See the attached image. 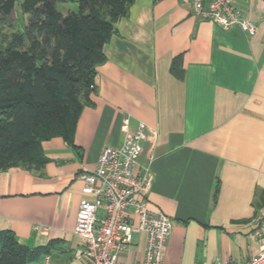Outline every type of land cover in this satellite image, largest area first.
Returning <instances> with one entry per match:
<instances>
[{
    "label": "crops",
    "instance_id": "obj_1",
    "mask_svg": "<svg viewBox=\"0 0 264 264\" xmlns=\"http://www.w3.org/2000/svg\"><path fill=\"white\" fill-rule=\"evenodd\" d=\"M255 23L253 34L194 15L181 0H134L114 23L96 65L90 102L71 140L41 143L43 165L0 171V230L58 264L74 259L78 178L105 146L123 141L121 123L143 122L138 174L152 179L149 204L171 221L163 264L244 262L256 253L251 236L264 216V0H231ZM176 62L178 69L172 70ZM101 212L98 211V215ZM134 233L118 255L142 258Z\"/></svg>",
    "mask_w": 264,
    "mask_h": 264
},
{
    "label": "trees",
    "instance_id": "obj_2",
    "mask_svg": "<svg viewBox=\"0 0 264 264\" xmlns=\"http://www.w3.org/2000/svg\"><path fill=\"white\" fill-rule=\"evenodd\" d=\"M133 1L0 0V171L38 169L42 141L72 139L104 44ZM67 2L76 10L64 11ZM46 250L0 230V264H28Z\"/></svg>",
    "mask_w": 264,
    "mask_h": 264
},
{
    "label": "built area",
    "instance_id": "obj_3",
    "mask_svg": "<svg viewBox=\"0 0 264 264\" xmlns=\"http://www.w3.org/2000/svg\"><path fill=\"white\" fill-rule=\"evenodd\" d=\"M181 1L191 7L195 16L211 19L223 28L239 26L250 35L255 31V23L244 17L231 0ZM121 131L122 143L102 148L93 169L78 174L90 196L82 197L78 203L74 234L81 245L73 257L85 264H163L162 252L172 223L148 202L152 179L148 169L138 174L142 142L150 132L143 122L130 128L128 117L123 118ZM257 219L258 226L251 234L257 243L256 253L244 262L216 260L212 264H264V216ZM134 233L143 235L142 258L121 263L119 252ZM42 264L58 263L46 256Z\"/></svg>",
    "mask_w": 264,
    "mask_h": 264
},
{
    "label": "rangeland",
    "instance_id": "obj_4",
    "mask_svg": "<svg viewBox=\"0 0 264 264\" xmlns=\"http://www.w3.org/2000/svg\"><path fill=\"white\" fill-rule=\"evenodd\" d=\"M66 8L71 10H76L77 6L75 2H67V4H65V7H63V10L65 11Z\"/></svg>",
    "mask_w": 264,
    "mask_h": 264
}]
</instances>
